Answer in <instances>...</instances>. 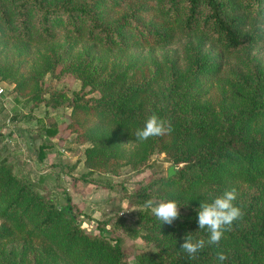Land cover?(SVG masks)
Listing matches in <instances>:
<instances>
[{
    "label": "trees",
    "instance_id": "obj_1",
    "mask_svg": "<svg viewBox=\"0 0 264 264\" xmlns=\"http://www.w3.org/2000/svg\"><path fill=\"white\" fill-rule=\"evenodd\" d=\"M59 34L72 41L47 48L46 69L25 75L6 66L2 77L17 93L41 99L40 73L54 62L78 78L67 105L92 119L68 125L76 140L90 141L82 149L89 170L116 174L123 164L145 165L152 152L177 165L134 194L141 203L180 206L171 225L150 210L138 212L139 235L154 250L139 253L136 264H264V60L253 54L264 42V0H0V39L52 43ZM77 40L109 57L93 64L88 50L72 55ZM171 45L178 54L168 53ZM143 47L149 52H131ZM214 78L220 79L215 88ZM61 95L52 91V103ZM152 114L172 131L136 140ZM232 189L242 217L218 246L206 243L189 258L180 250L183 238L209 235L198 226L201 203ZM75 207L68 196L56 204L0 159V261L3 246L17 239L37 244L40 264H131L98 221L96 232L83 229ZM221 251L223 262L216 256Z\"/></svg>",
    "mask_w": 264,
    "mask_h": 264
},
{
    "label": "rangeland",
    "instance_id": "obj_2",
    "mask_svg": "<svg viewBox=\"0 0 264 264\" xmlns=\"http://www.w3.org/2000/svg\"><path fill=\"white\" fill-rule=\"evenodd\" d=\"M52 43L22 42L17 39H0V159L7 162L13 173L32 185L38 192L49 196L56 204H62L65 197L76 204L75 215L84 230L96 232L97 221L102 232L118 241L127 260L136 264L141 252L154 250L152 242L144 241L139 235L136 218L139 211L150 210L145 202H138L134 195L142 187L151 189L153 178L167 173L174 165L163 152H152L145 165L136 167L123 164L113 174L98 169L89 170L83 164V147L90 141L76 140L75 131L68 125L78 121L83 125L91 122V116L79 111L72 113L68 98L79 86L78 78L62 71V62H54L48 71L40 73L42 93L36 98L21 95L13 89V83L3 78V72L16 68V73L29 74L45 68L43 56L48 47L60 48L65 40H72L59 34ZM92 55L93 64H101L109 53L99 47H90V42L77 40L71 51ZM168 53L178 54V46L171 45ZM161 48L151 52L158 57ZM131 52L146 54L147 47L134 48ZM253 54L264 60V42L253 49ZM227 63H232L228 59ZM217 80L211 79L215 88ZM63 91L64 95L52 103L50 93ZM95 94V92H93ZM46 126L54 128L46 133ZM39 145H44L39 156ZM127 149L131 143L124 145ZM129 146V147H128ZM177 165H174V170ZM40 250L36 243L14 239L3 246L0 264L6 261L15 264H40Z\"/></svg>",
    "mask_w": 264,
    "mask_h": 264
},
{
    "label": "clouds",
    "instance_id": "obj_3",
    "mask_svg": "<svg viewBox=\"0 0 264 264\" xmlns=\"http://www.w3.org/2000/svg\"><path fill=\"white\" fill-rule=\"evenodd\" d=\"M172 131L170 122L160 118L156 114L150 115L144 122L143 127L138 128L135 138L138 141H146L149 138L161 137ZM235 189L226 190L220 196L211 198L210 202H202L198 210L199 229H206L208 239H195L191 233L183 238L180 250L187 253L189 258L195 259L197 253L206 245H219L225 232L231 231L233 222L242 217L240 207L233 202L236 200ZM145 207L150 209L152 214L161 224L171 225L180 216V206L173 200L154 201L149 199L145 202ZM217 260L223 262L227 259L224 252L216 254Z\"/></svg>",
    "mask_w": 264,
    "mask_h": 264
},
{
    "label": "water",
    "instance_id": "obj_4",
    "mask_svg": "<svg viewBox=\"0 0 264 264\" xmlns=\"http://www.w3.org/2000/svg\"><path fill=\"white\" fill-rule=\"evenodd\" d=\"M174 171V165H169L168 168H167V174H171L172 172Z\"/></svg>",
    "mask_w": 264,
    "mask_h": 264
},
{
    "label": "built area",
    "instance_id": "obj_5",
    "mask_svg": "<svg viewBox=\"0 0 264 264\" xmlns=\"http://www.w3.org/2000/svg\"><path fill=\"white\" fill-rule=\"evenodd\" d=\"M3 92V87L0 85V93Z\"/></svg>",
    "mask_w": 264,
    "mask_h": 264
}]
</instances>
